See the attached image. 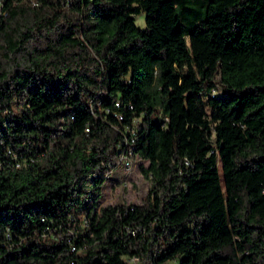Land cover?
<instances>
[{"label": "trees", "instance_id": "16d2710c", "mask_svg": "<svg viewBox=\"0 0 264 264\" xmlns=\"http://www.w3.org/2000/svg\"><path fill=\"white\" fill-rule=\"evenodd\" d=\"M0 264H264V0H3Z\"/></svg>", "mask_w": 264, "mask_h": 264}, {"label": "rangeland", "instance_id": "374dc122", "mask_svg": "<svg viewBox=\"0 0 264 264\" xmlns=\"http://www.w3.org/2000/svg\"><path fill=\"white\" fill-rule=\"evenodd\" d=\"M138 25L145 26V13L136 15ZM218 93V92H217ZM131 169L122 163L110 174L103 188V196L98 200L96 210L110 204H140L148 193L152 180L142 172V166H148L149 162L142 158H132Z\"/></svg>", "mask_w": 264, "mask_h": 264}, {"label": "built area", "instance_id": "2783aa9c", "mask_svg": "<svg viewBox=\"0 0 264 264\" xmlns=\"http://www.w3.org/2000/svg\"><path fill=\"white\" fill-rule=\"evenodd\" d=\"M34 4H36V2L34 1ZM3 6V0H0V10L1 7ZM120 164H124L126 168L131 169L133 166V161H132V157H130L128 154L124 153L122 154L120 161ZM135 263H138V259L135 257L132 259Z\"/></svg>", "mask_w": 264, "mask_h": 264}]
</instances>
